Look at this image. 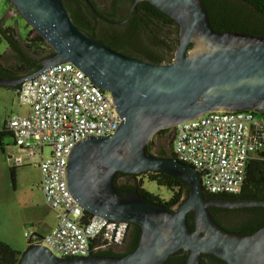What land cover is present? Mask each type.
<instances>
[{"label":"water","instance_id":"obj_1","mask_svg":"<svg viewBox=\"0 0 264 264\" xmlns=\"http://www.w3.org/2000/svg\"><path fill=\"white\" fill-rule=\"evenodd\" d=\"M9 1L52 54L28 75L0 76V87L13 90L57 64L70 63L110 95L121 123L111 136L75 145L66 184L85 213L141 231L136 249L122 256L60 258L35 244L21 254L19 264H165L180 250L188 252L185 264H199L202 255L225 264H264V226L238 235L222 228L210 213V208L264 207V200L208 198L192 167L148 151L160 131L208 113H264V38L215 31L202 0H134L129 16L146 2L178 26L171 63L152 64L122 55L76 28L61 0ZM147 172L184 181L188 194L169 209L115 185L117 174Z\"/></svg>","mask_w":264,"mask_h":264},{"label":"built area","instance_id":"obj_2","mask_svg":"<svg viewBox=\"0 0 264 264\" xmlns=\"http://www.w3.org/2000/svg\"><path fill=\"white\" fill-rule=\"evenodd\" d=\"M14 92L26 110L4 123L5 133L29 161L11 155L10 163L38 168V188L56 219L48 233L25 231V239L60 258L117 253L126 245L130 224L87 217L66 184L67 161L75 145L111 136L121 123L110 95L70 63L47 69ZM170 131L174 159L196 171L206 195H238L248 162L264 159V118L252 112H212Z\"/></svg>","mask_w":264,"mask_h":264},{"label":"trees","instance_id":"obj_3","mask_svg":"<svg viewBox=\"0 0 264 264\" xmlns=\"http://www.w3.org/2000/svg\"><path fill=\"white\" fill-rule=\"evenodd\" d=\"M61 1L64 3L74 26L93 38L92 28L86 16L77 14L72 7L66 5L65 0ZM6 2L10 7H13L9 0H6ZM133 3L134 0H130V8H132ZM202 3L207 10L210 24L215 31L238 32L264 38V0H202ZM128 27V42L132 45L130 51L134 52V55L141 56L152 64L171 63L178 46V26L170 18L150 4L142 2L137 5L136 10L133 11L129 18ZM0 39L6 43L10 54H8V60H10L8 65L4 64V62H8L7 55H0V76L20 77L28 75L39 69V62L52 54L51 48L34 30L30 29L23 38L15 28L5 27L3 21L0 22ZM253 114L264 118L263 112ZM5 135L7 134L3 125L2 130H0V145H2ZM159 136L168 138L166 146L168 147V154L165 150H161L159 155H154L174 158L172 149L173 135L170 129L160 131L156 137ZM152 146L153 140L148 146L150 153H152ZM8 169L13 183L16 168L10 164ZM122 177L127 178L126 183L117 184V181ZM144 179L171 191L170 199L164 201L160 196L146 191L142 187ZM115 185L119 191H133L144 198L146 202L165 205L169 209L178 206L189 192V186L184 181L158 172H147L141 175L117 174ZM206 196L208 198H252L264 200V159H254L248 162L243 187L238 195ZM210 213L222 228L238 235L252 233L264 226V207L232 210L229 213L233 215L234 219L226 221V223H221L217 219L216 210L213 208H210ZM85 215L87 217L91 216L87 213ZM187 218L190 227L193 228L191 214ZM140 233L139 227L130 225V232L125 245L129 249L127 253L136 249ZM27 243L30 246V243ZM21 254V252L14 250L0 240V264H19ZM125 254L104 252L98 255L117 257ZM187 257L188 252L180 250L169 257L165 264H185ZM199 264L225 263L213 256L202 255Z\"/></svg>","mask_w":264,"mask_h":264},{"label":"rangeland","instance_id":"obj_4","mask_svg":"<svg viewBox=\"0 0 264 264\" xmlns=\"http://www.w3.org/2000/svg\"><path fill=\"white\" fill-rule=\"evenodd\" d=\"M3 21L5 27L15 28L21 37H25L30 27L19 16L13 7L7 4L6 0H0V22ZM6 54L9 59L7 45L0 39V55ZM10 55V54H9ZM4 62L5 65L10 64ZM26 108L20 106L18 97L14 90L0 87V130L4 123L16 115H24ZM158 140L162 150L166 151V136H159L153 139ZM13 142L9 135H5L0 147V240L8 244L16 251L23 253L29 246L24 237V232H39L46 234L56 225L55 214L47 208L43 193L38 188L40 181V172L33 164L16 168L15 178L12 183L9 173V158L14 156L21 158L23 163H27L29 158L26 154L18 151L12 146ZM153 153L158 148L153 145ZM168 154V152L166 151ZM49 150L45 149L43 157L47 158ZM142 187L161 197L162 200L168 201L172 195L171 191L166 188L157 186L156 183L146 179L142 182ZM29 220L22 224L19 220ZM226 223V222H225ZM29 226V227H27ZM124 247L117 248L118 253Z\"/></svg>","mask_w":264,"mask_h":264},{"label":"flooded vegetation","instance_id":"obj_5","mask_svg":"<svg viewBox=\"0 0 264 264\" xmlns=\"http://www.w3.org/2000/svg\"><path fill=\"white\" fill-rule=\"evenodd\" d=\"M65 3L67 6L72 7L77 14L86 16L90 22L94 40L122 55L147 62L141 56H136L134 52L130 51L132 45L128 42L129 38L127 37L129 18L131 17L129 16L131 10L130 0H65ZM156 142L159 143L158 140H154L153 145L158 148V151L152 153L159 155L163 147ZM166 151H168V147H166ZM126 181L127 178L122 177L117 181V184H124ZM213 209L216 210L217 219L221 223L234 219L233 215L229 213L232 210ZM128 250V247H124L118 254H125Z\"/></svg>","mask_w":264,"mask_h":264},{"label":"crops","instance_id":"obj_6","mask_svg":"<svg viewBox=\"0 0 264 264\" xmlns=\"http://www.w3.org/2000/svg\"><path fill=\"white\" fill-rule=\"evenodd\" d=\"M14 90V89H13ZM15 91V90H14ZM5 137V136H4ZM3 137V138H4ZM2 142H3V140H2ZM0 147H2V145H0ZM9 165H10V160H9ZM20 222H22V224H25V223H27V221H29V220H22V219H20L19 220ZM35 233H37V234H40L39 232H35ZM48 233V232H47ZM40 235H44V233L43 234H40Z\"/></svg>","mask_w":264,"mask_h":264}]
</instances>
